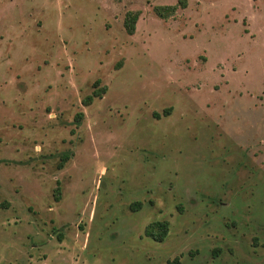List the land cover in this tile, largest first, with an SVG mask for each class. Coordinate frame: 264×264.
I'll use <instances>...</instances> for the list:
<instances>
[{
	"label": "rangeland",
	"instance_id": "374dc122",
	"mask_svg": "<svg viewBox=\"0 0 264 264\" xmlns=\"http://www.w3.org/2000/svg\"><path fill=\"white\" fill-rule=\"evenodd\" d=\"M177 2L0 0V264H264V0Z\"/></svg>",
	"mask_w": 264,
	"mask_h": 264
},
{
	"label": "trees",
	"instance_id": "16d2710c",
	"mask_svg": "<svg viewBox=\"0 0 264 264\" xmlns=\"http://www.w3.org/2000/svg\"><path fill=\"white\" fill-rule=\"evenodd\" d=\"M187 0H178L177 3L173 4H164V5H157L155 6V11L164 18H167L173 14H175L180 7H186ZM141 12L136 11H128L126 13L125 19H124V25L126 30L133 34L136 31L137 22L140 17ZM101 80L97 79L94 82V90L91 94L87 95L83 99V104L90 105L96 97H102L106 93V86H99ZM166 114L170 113V109H166L164 111ZM84 116V112L80 111L76 115V119L79 122L81 118ZM71 158L70 152H64L62 153L61 160L59 163V167L63 168L66 161H68ZM55 197L57 200H60L61 197V188L60 185L57 186L55 189ZM132 209L138 210L142 207V202L137 201L134 202L131 205ZM170 221L167 219H156L151 221L149 224H147L145 228V235L152 238L155 241H164L165 238L168 236L170 232ZM165 264H181V258L180 256H175L172 259H168V261Z\"/></svg>",
	"mask_w": 264,
	"mask_h": 264
}]
</instances>
